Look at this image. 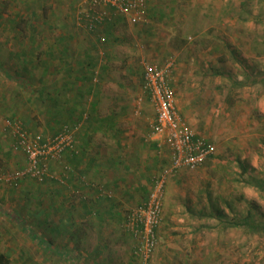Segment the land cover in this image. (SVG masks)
Wrapping results in <instances>:
<instances>
[{"label": "rangeland", "instance_id": "rangeland-1", "mask_svg": "<svg viewBox=\"0 0 264 264\" xmlns=\"http://www.w3.org/2000/svg\"><path fill=\"white\" fill-rule=\"evenodd\" d=\"M82 5L83 0H0V254L7 259L0 264L52 260L29 250V217L44 213L46 198L36 194L44 191L31 177L7 180L27 164L7 120L52 132L41 86L53 72L47 68L60 74L63 67L46 59L51 44L73 39L89 46L90 61L84 58L80 66H87L88 78L97 71L103 86H110L114 98L105 105L120 112L126 104L124 117L137 110L149 120L155 115L142 87V60L172 58L177 107L215 146L203 165L170 177L160 242L147 264H264V0H150L149 23L118 17L104 27L105 44L87 29ZM13 38L18 42L6 43ZM20 49L24 63L11 55ZM122 262L145 264L129 253Z\"/></svg>", "mask_w": 264, "mask_h": 264}, {"label": "crops", "instance_id": "crops-1", "mask_svg": "<svg viewBox=\"0 0 264 264\" xmlns=\"http://www.w3.org/2000/svg\"><path fill=\"white\" fill-rule=\"evenodd\" d=\"M64 41L51 44L46 59L61 63L63 68L60 74L53 66L47 68V73L53 72L47 74L41 88L51 108L44 117L54 128L50 134L64 123H81L76 132V148L65 156L74 171L67 183H39L44 193L36 194L46 198L44 213L29 217L28 225L34 229L29 233V250L52 257L45 264H124L123 255L129 253L132 258L126 249V238L130 244L132 241L124 229L125 214L146 199L155 172L164 165V148L159 145L163 140L148 136L156 114L149 120L137 110L136 114L124 117L126 104L122 103L120 112L114 104L105 105L106 99L114 98L110 86H103L99 73V82L93 79L96 73L88 78L87 66H80L84 58L87 63L90 61L86 42ZM11 55L16 62H26L22 49L12 51ZM101 189L112 193L101 194ZM45 213L40 219L39 215Z\"/></svg>", "mask_w": 264, "mask_h": 264}, {"label": "built area", "instance_id": "built-area-1", "mask_svg": "<svg viewBox=\"0 0 264 264\" xmlns=\"http://www.w3.org/2000/svg\"><path fill=\"white\" fill-rule=\"evenodd\" d=\"M149 2L150 0H83L81 18L87 29L97 34L99 44H105L108 37L104 27L118 17H125L130 24L149 23ZM99 52L105 53L102 48H99ZM142 65V87L156 114L148 136L163 140L159 145L166 146L169 159L154 174L146 199L128 209L124 218V229L132 241V255L147 264L160 242L165 191L170 177L181 170H192L203 165L215 153V146L194 129L177 107V93L171 79L174 60L169 58L164 63H158L143 58ZM93 79L99 82L98 72ZM142 99H138L139 106ZM7 122L14 132V147L23 151L27 158L25 168L15 171L7 180L17 181L27 176L41 183L49 180L67 183L74 168L65 161V156L76 148V132L81 123L67 122L55 133L45 134L27 129L20 120L8 119ZM58 163L60 167H56ZM100 191L109 196L112 193L105 189ZM83 197L86 198V195Z\"/></svg>", "mask_w": 264, "mask_h": 264}, {"label": "trees", "instance_id": "trees-1", "mask_svg": "<svg viewBox=\"0 0 264 264\" xmlns=\"http://www.w3.org/2000/svg\"><path fill=\"white\" fill-rule=\"evenodd\" d=\"M13 120H15V119H13ZM24 125V124H23ZM27 129H29L27 126H25ZM242 166V168L245 170H247V168L242 164L241 165ZM52 181H55V180H52ZM15 216V215H14ZM14 218H16V216L14 217ZM16 219H18V221H19V218L17 217ZM7 261V259H5V257H4V254H0V263H4V262H6Z\"/></svg>", "mask_w": 264, "mask_h": 264}]
</instances>
